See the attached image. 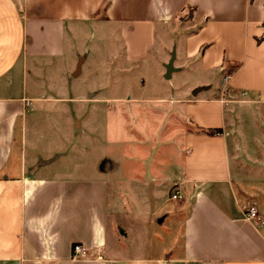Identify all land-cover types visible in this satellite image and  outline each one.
<instances>
[{
  "label": "crops",
  "instance_id": "obj_1",
  "mask_svg": "<svg viewBox=\"0 0 264 264\" xmlns=\"http://www.w3.org/2000/svg\"><path fill=\"white\" fill-rule=\"evenodd\" d=\"M111 23L122 27L130 61L146 60L158 39L170 38L161 60L166 67L175 51L169 79L192 66L201 75L189 92L174 91L172 103L195 124L221 131L187 130L183 162L155 174L183 195L171 199L183 226L181 246L166 257L108 254L110 240L116 248L121 240L114 223L125 218L107 178L117 165L106 161L102 177H45L40 170L47 162L29 163L23 152L31 100H56L28 95L29 63L62 59L68 35ZM179 38L183 62L177 65ZM77 55L80 73L87 56ZM232 104L238 154L242 112L264 121V0H0V264H264V206H257L260 223L248 220L249 203L234 187L225 116ZM76 244L90 258L74 259Z\"/></svg>",
  "mask_w": 264,
  "mask_h": 264
},
{
  "label": "rangeland",
  "instance_id": "obj_2",
  "mask_svg": "<svg viewBox=\"0 0 264 264\" xmlns=\"http://www.w3.org/2000/svg\"><path fill=\"white\" fill-rule=\"evenodd\" d=\"M121 29L114 23L81 26L67 36L62 59L29 63L28 95L56 100H31L23 152L29 163L36 158L47 162L40 170L45 177H102L106 161L117 165L107 178L111 196L125 218L122 224L114 223L113 233L121 240L118 248L110 240L108 254L166 257L164 252L181 246L183 226L173 214L174 182L156 179L155 174L162 176L168 166L183 162L182 138L187 130L206 133L216 128L195 124L193 115L188 118L182 105L172 103L174 91L180 93L183 87L189 92L188 86L201 75L192 66L172 79L165 77L161 60L168 58L165 50L171 39H158L146 60L130 61ZM178 44L180 65L181 38ZM78 52L87 58L74 77ZM243 112L238 154H233V104L225 115L231 167H236L234 187L239 198L249 203L247 207L264 206V121Z\"/></svg>",
  "mask_w": 264,
  "mask_h": 264
},
{
  "label": "built area",
  "instance_id": "obj_3",
  "mask_svg": "<svg viewBox=\"0 0 264 264\" xmlns=\"http://www.w3.org/2000/svg\"><path fill=\"white\" fill-rule=\"evenodd\" d=\"M228 79H229V75H227L224 78V82H227ZM246 95H247L246 92H243L242 93V96L243 97H246ZM172 199L173 200H182L183 199V195H182L181 191H179V190L176 191L172 195ZM245 217L248 220L253 221L255 223H260L262 221V217H261V215L259 213V210L255 206H249V207H247V210L245 211ZM73 252H74V254H73V258L74 259H88V258H90V252L82 244H76L74 246Z\"/></svg>",
  "mask_w": 264,
  "mask_h": 264
},
{
  "label": "water",
  "instance_id": "obj_4",
  "mask_svg": "<svg viewBox=\"0 0 264 264\" xmlns=\"http://www.w3.org/2000/svg\"><path fill=\"white\" fill-rule=\"evenodd\" d=\"M175 60V51L173 50L172 53H171V59L169 61V63L166 65V78L169 79L170 78V74L172 71L176 70L175 68H173V62ZM83 61V57L80 58V61L78 63V66H77V70L76 72L74 73V76H77L79 71H80V66H81V62Z\"/></svg>",
  "mask_w": 264,
  "mask_h": 264
},
{
  "label": "trees",
  "instance_id": "obj_5",
  "mask_svg": "<svg viewBox=\"0 0 264 264\" xmlns=\"http://www.w3.org/2000/svg\"><path fill=\"white\" fill-rule=\"evenodd\" d=\"M221 131H220V129H216V131L215 132H209V131H207L206 133H220Z\"/></svg>",
  "mask_w": 264,
  "mask_h": 264
}]
</instances>
